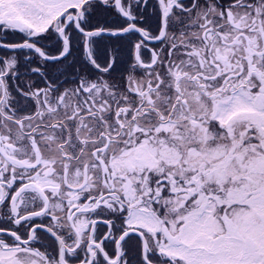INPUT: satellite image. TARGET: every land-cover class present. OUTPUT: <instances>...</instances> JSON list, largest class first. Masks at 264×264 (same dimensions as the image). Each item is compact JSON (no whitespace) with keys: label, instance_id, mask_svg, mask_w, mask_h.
I'll return each instance as SVG.
<instances>
[{"label":"snow or ice","instance_id":"snow-or-ice-1","mask_svg":"<svg viewBox=\"0 0 264 264\" xmlns=\"http://www.w3.org/2000/svg\"><path fill=\"white\" fill-rule=\"evenodd\" d=\"M0 264H264V0H0Z\"/></svg>","mask_w":264,"mask_h":264}]
</instances>
